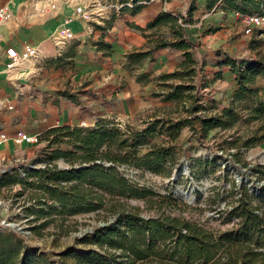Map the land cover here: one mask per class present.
Returning <instances> with one entry per match:
<instances>
[{
  "label": "trees",
  "instance_id": "trees-1",
  "mask_svg": "<svg viewBox=\"0 0 264 264\" xmlns=\"http://www.w3.org/2000/svg\"><path fill=\"white\" fill-rule=\"evenodd\" d=\"M137 1L133 0V3ZM218 1L208 0L209 8ZM223 2L224 8L243 14H262L264 10V0ZM139 7L135 5L134 9ZM195 9L193 4L189 18L164 10L147 23L149 28L169 25L173 34L172 38L160 35L155 47L173 46L184 51L183 71L178 69L160 74L165 90L161 94L180 102L177 117H156L149 121L147 127L132 134L109 126L101 119L93 126L63 124L51 127L40 135V138H47V147L67 142L73 145L74 150L54 148L50 151V160L60 157L67 158L71 163L79 160V168L47 163L27 169L24 177H20L16 167L2 173L1 186L22 182L25 188L18 195H23L26 189L31 190L27 199L33 201L24 209L26 217H33L27 221L34 223L44 219L28 227L31 235L43 237L44 228L56 221V216L50 217L54 214L95 211L110 202L114 219L75 237L76 245L91 243L98 247L77 248L74 244L61 252L63 256L73 257L76 264H264V183L260 184V194L253 192L248 183H233L234 206L226 210H229L228 217L237 221L231 228L214 236L187 219L162 215L146 217L139 206L129 205L128 199L135 197L150 201L160 194L133 182L119 169L120 166L134 164L156 172H171L165 164L168 158L174 156L172 146L154 143L145 154L138 155V147L149 134L166 132L169 139H163V142H174L181 128L189 125L192 130L190 139L196 136L203 141V136L212 129L235 125L242 118L237 106H242L246 99L252 101V104L241 107L247 114L244 117L246 120H258L264 115V87L253 85L258 76H264V59L249 55L240 59L231 54H227L219 64L230 65L237 81L232 102L223 106L220 112L202 114L209 107L202 101L198 85L194 83L198 60L193 52L197 44L188 40L183 25L185 21L192 22ZM185 76L189 77L188 82H169L173 77ZM254 142V138H248L244 145ZM104 160L111 164L106 165ZM250 170L257 171L259 177L264 176V163L254 164ZM108 193L113 195L111 199L107 198ZM216 196L213 207L223 193L217 192ZM26 235L16 228L0 229V264H54L48 253L29 244Z\"/></svg>",
  "mask_w": 264,
  "mask_h": 264
},
{
  "label": "rangeland",
  "instance_id": "rangeland-1",
  "mask_svg": "<svg viewBox=\"0 0 264 264\" xmlns=\"http://www.w3.org/2000/svg\"><path fill=\"white\" fill-rule=\"evenodd\" d=\"M94 1L90 4H96L93 8H99V3L109 7L106 9V14L111 10H116L117 6L121 9L128 3L133 4V0ZM205 2H207L206 6ZM193 4L196 6L193 12H196L197 16L192 22H183V25L188 33L186 36L190 34V39L194 37L193 40L197 44L194 54L197 56L198 64L194 83L198 85V93L202 95V101L209 107L203 110L202 114H211L220 112L223 106H229L232 102L230 93L232 86L238 87L236 79L230 75L219 82V85L221 84L219 86L221 87L220 95H217V90L215 92V89H211L215 86L213 81L217 78L215 76L218 74L219 77L222 70L231 68L230 65H220L219 62L227 54L240 59L248 55L264 59V28H255L253 33L247 34L242 21L243 13L224 8L223 0L217 2V15L214 17L205 15L211 9L208 6V0H166L165 6L167 11L189 18ZM261 13L264 15V10ZM162 31L165 38L173 37L169 25H165ZM167 72L172 71L167 69ZM180 81L188 82L189 77H173L169 80L174 83ZM253 85L264 87V76H258ZM92 94L93 90L89 92V95ZM107 94H102L99 98V108H96V112L104 115L101 118L102 122H108L109 126L118 127L130 132L129 134L144 129L149 121L156 117L169 115L177 117L179 115L175 108L138 110L136 94L133 93L131 85L126 80L119 84L117 95H112L110 98ZM247 104H252V101L246 99L242 106H237L242 118L235 125L227 128L216 127L203 136V141H199L196 136L190 139L192 130L189 125L181 128L174 142H163V139H169L166 132L149 134L145 142L138 147V155L145 154L154 143L158 146H172L174 156L168 158L165 164L170 167L171 172H156L147 167L139 168L134 164L120 166L119 169L133 182L154 189L160 194L149 199L150 201L131 197L128 199L129 205L139 206L142 214L149 218L162 215L187 219L207 229L214 236L219 231L231 228L237 221L236 218L228 217V211L234 206L233 183H248L251 190L258 194L261 193L260 184L264 183V176L259 177L255 170L250 172L252 165L264 163V115L258 120H246L244 117L247 114L241 107ZM92 106H94L93 103L89 102V105L83 108V113L89 118V122H93ZM248 138H254L255 142L252 145H244ZM47 144V138L42 137L34 144L23 145V149L18 152L17 156H11L0 164L1 177L2 173L11 167H16L20 177H24L27 169L44 166L47 163H55L59 167L73 165L79 168L81 166L79 160L71 163L65 157L50 160V151L54 148L74 150L73 145L58 142L47 147ZM104 163L111 164L108 160H104ZM24 188L25 185L22 182L0 186V229L11 227L27 233L25 239L29 244L48 253L54 260V264H76L73 257L63 256L61 252L66 251L68 246H74L76 236L105 225L109 219L115 217L110 202H108L104 207L95 211L54 214L50 217L56 216V221L44 228L43 237L31 235L28 227L44 219L34 223L27 221L33 216L26 217L24 208L33 200L27 199L31 192L29 189H26L23 195H18ZM217 192L223 193V197H219L218 203L213 207V199L217 198ZM106 196L111 199L113 195L108 193ZM166 236H163L164 239ZM76 246L77 248L98 247L97 244L91 243Z\"/></svg>",
  "mask_w": 264,
  "mask_h": 264
},
{
  "label": "crops",
  "instance_id": "crops-1",
  "mask_svg": "<svg viewBox=\"0 0 264 264\" xmlns=\"http://www.w3.org/2000/svg\"><path fill=\"white\" fill-rule=\"evenodd\" d=\"M4 1L14 17L1 24L0 134L4 132L8 137L0 139V164L17 156L23 145L34 144L15 142L13 137L18 131L36 134L69 120L78 124L89 119L83 113L89 102L94 105L92 120L103 118L96 112L99 98L106 93L110 98L117 95L123 80L136 94L138 110L180 107L179 100L161 94L165 90L160 74L167 69H181L184 51L173 46L155 47L160 35L164 37L165 24L147 26L155 15L166 10V0H139L91 20L76 15L75 8L94 0H55L57 6L48 12H41L40 6H47L49 0ZM135 5H140L138 10ZM205 15H217V5ZM192 16L196 18V12ZM67 17L71 18L74 36L59 40L58 29ZM190 37L188 40L194 42ZM26 43L38 47V55L10 69L5 48L20 50ZM230 75L234 73L228 67L213 79L215 86L211 89L217 90V95L221 93L219 82ZM236 88L232 86L231 95Z\"/></svg>",
  "mask_w": 264,
  "mask_h": 264
},
{
  "label": "built area",
  "instance_id": "built-area-1",
  "mask_svg": "<svg viewBox=\"0 0 264 264\" xmlns=\"http://www.w3.org/2000/svg\"><path fill=\"white\" fill-rule=\"evenodd\" d=\"M9 1V0H8ZM94 5L88 6H80L77 5L75 8V14L86 19L91 20L94 17L104 16L106 14V9L109 7L99 3L100 7L95 10ZM57 6V2L55 0H49L47 6H40L41 12H48L50 9H53ZM117 9L120 6L116 7ZM108 11V10H107ZM14 17L12 8L10 5L4 1L0 0V42L4 40V35L2 31L1 24L5 21H8ZM242 21L245 25V32L247 34H251L254 32L255 28H264V15L258 13H245L242 14ZM71 18L67 17L63 20L62 24L58 29V35L60 36L59 40H64L67 38H72L74 36V32L70 26ZM5 53L9 57L8 67L10 69H15L20 65V63L28 58L35 57L38 55V47L31 43H26L24 46L18 50L14 46H7L5 48ZM97 120H93V122H89L88 119H83L78 124H75L73 120L68 121V125H79V126H93L95 125ZM44 131H40L36 134H30L26 131H18L13 139L17 143H36L40 139V135ZM8 136L6 133L2 132L0 134V139H6ZM1 178V175H0ZM1 186V185H0Z\"/></svg>",
  "mask_w": 264,
  "mask_h": 264
},
{
  "label": "water",
  "instance_id": "water-1",
  "mask_svg": "<svg viewBox=\"0 0 264 264\" xmlns=\"http://www.w3.org/2000/svg\"><path fill=\"white\" fill-rule=\"evenodd\" d=\"M250 172H252V170H250ZM248 180V179H247Z\"/></svg>",
  "mask_w": 264,
  "mask_h": 264
}]
</instances>
